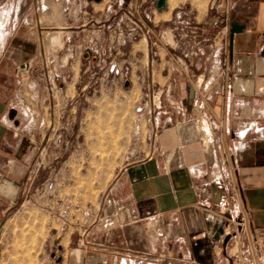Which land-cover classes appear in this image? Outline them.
Returning <instances> with one entry per match:
<instances>
[{"label":"crops","instance_id":"obj_1","mask_svg":"<svg viewBox=\"0 0 264 264\" xmlns=\"http://www.w3.org/2000/svg\"><path fill=\"white\" fill-rule=\"evenodd\" d=\"M200 1L230 11L222 64H171L164 48L162 63L132 69L138 85L139 74L148 79L151 72L162 88V110L146 128V154L118 171L91 220L57 241L47 264H264V0ZM154 10L158 21H170L167 0ZM204 17L197 22L202 34ZM233 22L242 29L230 44ZM1 29L3 60L18 30ZM1 86L0 228L23 198L28 151L26 142L14 141L10 86Z\"/></svg>","mask_w":264,"mask_h":264},{"label":"rangeland","instance_id":"obj_2","mask_svg":"<svg viewBox=\"0 0 264 264\" xmlns=\"http://www.w3.org/2000/svg\"><path fill=\"white\" fill-rule=\"evenodd\" d=\"M167 1L168 22L155 16L157 0H0L1 30H18L0 57V84L10 86L14 141L28 145L23 198L0 228V264H47L57 241L91 220L118 171L146 154L162 88L151 72L138 85L137 64L162 63L164 48L171 64H222L227 6ZM195 14L206 15V33Z\"/></svg>","mask_w":264,"mask_h":264},{"label":"water","instance_id":"obj_3","mask_svg":"<svg viewBox=\"0 0 264 264\" xmlns=\"http://www.w3.org/2000/svg\"><path fill=\"white\" fill-rule=\"evenodd\" d=\"M95 1H99V0H95ZM165 7V0H157L156 2V9H162ZM231 30H230V44L232 43V39H233V35L234 34H238L241 31V26L237 25L236 23H231Z\"/></svg>","mask_w":264,"mask_h":264},{"label":"built area","instance_id":"obj_4","mask_svg":"<svg viewBox=\"0 0 264 264\" xmlns=\"http://www.w3.org/2000/svg\"><path fill=\"white\" fill-rule=\"evenodd\" d=\"M226 30V29H225ZM184 57H186V55H184ZM147 264H151L150 262L149 263H147Z\"/></svg>","mask_w":264,"mask_h":264},{"label":"bare ground","instance_id":"obj_5","mask_svg":"<svg viewBox=\"0 0 264 264\" xmlns=\"http://www.w3.org/2000/svg\"><path fill=\"white\" fill-rule=\"evenodd\" d=\"M199 8V7H198ZM53 38H57V36L53 37Z\"/></svg>","mask_w":264,"mask_h":264}]
</instances>
